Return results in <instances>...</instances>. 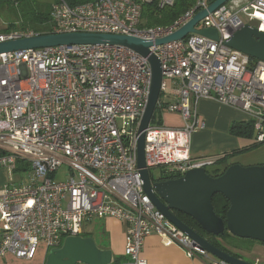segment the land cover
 <instances>
[{
    "label": "built area",
    "instance_id": "1",
    "mask_svg": "<svg viewBox=\"0 0 264 264\" xmlns=\"http://www.w3.org/2000/svg\"><path fill=\"white\" fill-rule=\"evenodd\" d=\"M212 2L194 0L169 25L141 27L142 6L155 3L162 9L174 0H54L47 34L125 35L155 42ZM244 26L264 33V0H228L195 26L215 29L218 41L189 34L149 48L162 71L156 108L183 121L180 128L149 124L145 129L149 173L165 169L182 177L216 164L217 157L190 154L192 136L203 128L196 111L202 99L245 113L254 143H264V62L224 43ZM36 35L11 30L0 34V43ZM150 79L147 57L122 46L76 44L0 54V168L11 176L26 173L25 182L0 192V259L31 261L40 247L45 252L59 248L66 237H82L85 224L110 218L125 225L120 264H147L140 252L150 235L187 258L229 264L195 245L144 192L136 140ZM168 96L172 100L166 103ZM18 161L26 169L18 170ZM64 164L67 170L61 171ZM60 171L62 180L56 178Z\"/></svg>",
    "mask_w": 264,
    "mask_h": 264
},
{
    "label": "water",
    "instance_id": "2",
    "mask_svg": "<svg viewBox=\"0 0 264 264\" xmlns=\"http://www.w3.org/2000/svg\"><path fill=\"white\" fill-rule=\"evenodd\" d=\"M227 1H213L206 10L198 12L177 31L155 42L125 35L39 34L0 43V54L77 44L122 46L147 57L151 69L149 95L137 130L136 140L137 169L145 194L157 210L209 255L229 264H251L213 246L184 225L174 215V212L194 220L207 235L220 237L227 231L239 239L264 243V165L243 167L232 164L216 177L210 176L204 169H193L176 179L153 182L145 166L144 158V131L150 124L155 111L162 81L160 62L155 55L149 52V48L153 44L162 45L181 40L189 34H197L218 41L219 34L215 29L197 30L195 26ZM224 43L253 60L264 62V33L244 26ZM218 194L229 203L224 220L214 213L212 206V199ZM113 263L114 257L110 249L99 248L91 238L81 236L66 237L59 248L48 251L44 262V264Z\"/></svg>",
    "mask_w": 264,
    "mask_h": 264
},
{
    "label": "crops",
    "instance_id": "3",
    "mask_svg": "<svg viewBox=\"0 0 264 264\" xmlns=\"http://www.w3.org/2000/svg\"><path fill=\"white\" fill-rule=\"evenodd\" d=\"M6 26L8 24L1 23L0 31L5 29ZM164 100L169 103L172 98L168 96ZM196 111L199 121L203 123V128L198 129L192 136L190 146L192 157L213 156L221 159L219 163L213 166L215 170H222L232 164L243 167L264 165V143L255 144L252 135L250 138H240L229 133L232 124L250 121L245 113L206 99L198 102ZM156 113L158 125L169 128L183 126V121L178 114L169 113L166 110H157ZM56 178L62 180L63 173L60 171ZM25 180L26 173L15 172L11 176L5 168H0V192L5 187L16 186L25 182ZM95 220L100 222L99 228L109 242L108 246L102 249H110L114 259H120V262H122L125 259L123 256L125 225L110 218ZM90 223L93 224L94 220ZM85 231L86 227L84 225L83 234ZM230 238L232 237H227L223 245L232 252L237 253L233 250L234 247L230 245ZM262 246L264 247V245ZM45 254L46 252L43 249L31 261L18 260L11 255H7L0 259V264H44ZM140 257L147 264H209L210 262L209 259L200 257L187 258L178 247H165L155 235H150L144 239Z\"/></svg>",
    "mask_w": 264,
    "mask_h": 264
},
{
    "label": "trees",
    "instance_id": "4",
    "mask_svg": "<svg viewBox=\"0 0 264 264\" xmlns=\"http://www.w3.org/2000/svg\"><path fill=\"white\" fill-rule=\"evenodd\" d=\"M70 4H75V3H81L82 0H66ZM214 1V0H213ZM4 0H2V3ZM194 4V0H174V3L171 7H166L159 9L155 3H150L142 6V11H141V27H159V26H167L170 23H172L177 17H179L181 14H183L185 11H187L192 5ZM50 12V11H49ZM43 21H49V13L43 17V15L40 14H30L27 16V18L21 22L20 24H8L5 29L0 31V34H5L11 31L12 29H29L32 31H35L36 33L39 34H47V32H39L36 28V26L40 25ZM157 110H161L158 108H155L154 113ZM154 113L152 116V120L154 117ZM158 125V124H157ZM252 122L249 121L247 123H234L230 126L229 133L235 137H240V138H250L252 135ZM221 159H218L216 161V164L220 162ZM22 161H18V170L23 169L26 166L25 164H21ZM22 167V168H21ZM227 168V167H226ZM213 170L212 173H208L212 177H216L221 175L224 170ZM26 169V168H24ZM179 178L178 175L174 174L173 172H170L165 169H159V175L157 179H152L153 182H159V181H166V180H171V179H176ZM212 206L214 213L221 219H225L226 212L229 208V203L228 201L222 197L221 195H215L212 199ZM174 215L188 228L193 230L195 233H197L199 236L205 238L209 243H211L213 246L219 248L220 250L228 253V254H236L235 252H232L231 250L227 249L224 245L223 242L227 237H234L231 234H229L227 231L224 232L223 236L220 237H213L210 235H207L204 231L201 230V228L197 225V223L192 220L191 218L178 213L174 212ZM84 237V236H83ZM86 238V237H85ZM261 245H264V243H261ZM118 260L114 259V264H117ZM121 262H119L120 264Z\"/></svg>",
    "mask_w": 264,
    "mask_h": 264
},
{
    "label": "rangeland",
    "instance_id": "5",
    "mask_svg": "<svg viewBox=\"0 0 264 264\" xmlns=\"http://www.w3.org/2000/svg\"><path fill=\"white\" fill-rule=\"evenodd\" d=\"M54 3V0H4L2 3V0H0V25L1 23L6 24H20L23 22L27 16L30 14H40L47 15L50 11L51 5ZM39 30V32H48L50 29L48 21H43L40 25L36 26ZM13 30V29H12ZM14 30H22L20 28L14 29ZM157 112V111H156ZM154 113L153 120L151 119L150 124L157 125L158 124V118L157 113ZM118 124L121 127V121L118 120ZM127 129L129 130L130 126L127 123ZM66 165L64 164L61 167L62 170H67ZM214 167L206 169L208 173L213 172ZM150 174L153 179H157L159 175V170L156 168H153L150 170ZM86 231L82 235V237L91 238L95 245L99 248L107 247L109 242L106 237L103 236L101 230H100V222L98 220H94V223H87L85 224ZM230 245L233 246V250L237 252L238 255L243 257V260L248 261L251 264H264V247L253 240H243L238 239L235 237L230 238ZM63 242V240H62ZM43 248L40 247L39 251H42ZM48 251L45 255H47ZM118 263L120 262V259H117ZM114 264V263H113Z\"/></svg>",
    "mask_w": 264,
    "mask_h": 264
},
{
    "label": "flooded vegetation",
    "instance_id": "6",
    "mask_svg": "<svg viewBox=\"0 0 264 264\" xmlns=\"http://www.w3.org/2000/svg\"><path fill=\"white\" fill-rule=\"evenodd\" d=\"M232 256H235V257H237V258H240V259H243V257H241L240 255H238L237 253L236 254H231ZM245 261V260H244ZM246 262H248V261H246Z\"/></svg>",
    "mask_w": 264,
    "mask_h": 264
},
{
    "label": "bare ground",
    "instance_id": "7",
    "mask_svg": "<svg viewBox=\"0 0 264 264\" xmlns=\"http://www.w3.org/2000/svg\"><path fill=\"white\" fill-rule=\"evenodd\" d=\"M211 256V255H210Z\"/></svg>",
    "mask_w": 264,
    "mask_h": 264
}]
</instances>
